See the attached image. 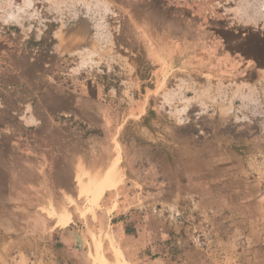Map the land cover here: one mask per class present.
<instances>
[{
    "label": "rangeland",
    "instance_id": "rangeland-1",
    "mask_svg": "<svg viewBox=\"0 0 264 264\" xmlns=\"http://www.w3.org/2000/svg\"><path fill=\"white\" fill-rule=\"evenodd\" d=\"M164 254L264 264V0H0V264Z\"/></svg>",
    "mask_w": 264,
    "mask_h": 264
},
{
    "label": "crops",
    "instance_id": "crops-1",
    "mask_svg": "<svg viewBox=\"0 0 264 264\" xmlns=\"http://www.w3.org/2000/svg\"><path fill=\"white\" fill-rule=\"evenodd\" d=\"M63 151V150H62ZM61 161L64 164V151L60 154ZM58 161V160H57ZM57 161H53L49 163L47 167V173L42 175V179L38 180V184L31 183L30 186L38 188L45 187L46 198L44 200V206H37L36 209H48L50 212L54 210L55 212H60V217L58 220H64V209H69L64 207V179L62 178L64 174L63 165L59 166ZM61 167V168H60ZM103 175L98 176L95 180L96 183L90 187L91 193V204H98L100 198L106 196L107 193L111 194V205L106 209H112V213L121 210L123 207L127 206V198L124 197L125 189L120 188L121 182L117 184V186L112 187L108 185L107 181H104ZM74 181L79 185V188H82V182H84V176L81 173H75ZM80 183V184H79ZM77 185V186H78ZM118 188H120L118 190ZM80 190V189H79ZM65 196L68 195L65 193ZM60 199V201H58ZM59 209V210H58ZM68 220H65L67 222ZM255 224V223H254ZM146 233H143L145 235ZM142 235V236H143ZM121 250V249H120ZM165 254L162 256H158L154 260H144V264H167V258H165ZM99 261L101 264L106 262L103 256L99 257ZM107 263V262H106Z\"/></svg>",
    "mask_w": 264,
    "mask_h": 264
},
{
    "label": "trees",
    "instance_id": "trees-1",
    "mask_svg": "<svg viewBox=\"0 0 264 264\" xmlns=\"http://www.w3.org/2000/svg\"><path fill=\"white\" fill-rule=\"evenodd\" d=\"M144 89H145V86H144ZM150 112H152V111H150ZM92 132L96 133V132H99V131H92ZM114 222H115V221H114ZM124 232H125V234H127V235H132V234H133V235L135 236L134 233L136 232V230H135L134 227L132 228V227H128V226H126Z\"/></svg>",
    "mask_w": 264,
    "mask_h": 264
}]
</instances>
